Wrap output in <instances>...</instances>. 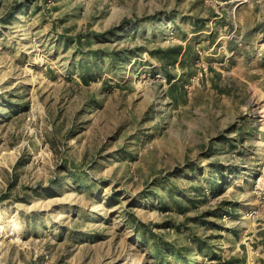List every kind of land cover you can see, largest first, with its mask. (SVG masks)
Instances as JSON below:
<instances>
[{
  "label": "rangeland",
  "instance_id": "1",
  "mask_svg": "<svg viewBox=\"0 0 264 264\" xmlns=\"http://www.w3.org/2000/svg\"><path fill=\"white\" fill-rule=\"evenodd\" d=\"M263 244L264 0H0V264Z\"/></svg>",
  "mask_w": 264,
  "mask_h": 264
},
{
  "label": "crops",
  "instance_id": "2",
  "mask_svg": "<svg viewBox=\"0 0 264 264\" xmlns=\"http://www.w3.org/2000/svg\"><path fill=\"white\" fill-rule=\"evenodd\" d=\"M239 4H242V2L239 3ZM232 8H233V7L227 9V11H228V13H229L230 16L232 15V12H233V11H231ZM238 9H239V6H237V8L234 9V10L237 12ZM224 10H225V9H223L222 11H224ZM217 14H218V16H217L216 18H217L218 20L224 18V13H222L221 11L218 10V11H217ZM166 52H167V51H164V53H166ZM258 261H259V264H264V244H263V246H262L261 257L258 258Z\"/></svg>",
  "mask_w": 264,
  "mask_h": 264
},
{
  "label": "bare ground",
  "instance_id": "3",
  "mask_svg": "<svg viewBox=\"0 0 264 264\" xmlns=\"http://www.w3.org/2000/svg\"><path fill=\"white\" fill-rule=\"evenodd\" d=\"M18 82H19V81H18ZM20 82H21V81H20ZM159 103H160V101H158V103H157V104H159ZM262 180H263V179H262ZM262 180H261V181H262Z\"/></svg>",
  "mask_w": 264,
  "mask_h": 264
},
{
  "label": "built area",
  "instance_id": "4",
  "mask_svg": "<svg viewBox=\"0 0 264 264\" xmlns=\"http://www.w3.org/2000/svg\"><path fill=\"white\" fill-rule=\"evenodd\" d=\"M240 3L242 2V1H239ZM234 9H236V8H234ZM253 242V241H252Z\"/></svg>",
  "mask_w": 264,
  "mask_h": 264
}]
</instances>
